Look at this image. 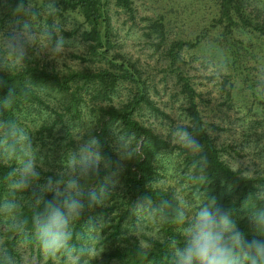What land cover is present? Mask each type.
<instances>
[{"label":"rangeland","instance_id":"1","mask_svg":"<svg viewBox=\"0 0 264 264\" xmlns=\"http://www.w3.org/2000/svg\"><path fill=\"white\" fill-rule=\"evenodd\" d=\"M246 1L264 13V0ZM102 2L112 26L110 53H124L136 63L148 95L158 108L153 110L143 104L134 116L167 143L153 160L148 182L154 187L180 192L188 199L198 190L188 179L194 172L185 162L186 149L172 146L167 141L177 124L190 122L186 112L187 96L181 91L185 80L196 90L203 126L221 148V157L242 174L264 175V35L244 27L236 14L233 15L234 21L229 22L221 15L219 0H132L131 9L118 5L115 0ZM43 3L45 0H36L37 7ZM61 11L57 22L64 28L66 48L71 50L65 56L53 59L48 54L46 41L41 39L35 48L29 50L26 64L37 61L47 70L57 72L86 65L91 68L108 66L101 54L90 53L86 40L81 37L87 27L83 16L76 10ZM23 19L0 0V28ZM51 22L49 16L40 17L41 24ZM156 22L164 23V31L154 26ZM34 30L40 31L39 24ZM178 39L189 44L176 49L177 56L168 52V48ZM134 86V83L119 81L107 97L99 92V85L81 79L71 82L69 90L59 89L51 83L34 86L39 99L24 103L13 119L33 136V143L40 146L39 155L44 157L46 166L42 175H52L55 170L62 169L69 150L76 147V138L89 128H95L94 134H100V106L108 102L121 105L133 94ZM105 122L107 126L102 135L108 149L115 154L113 130L119 128L122 132L134 133L119 121ZM141 141V137L134 134L133 144H141ZM133 160L124 162V171L112 178L118 181V186L108 208H95L85 214V220L89 215L98 217L102 214L111 219L97 245L98 255L90 264H120L114 254L116 247L135 238L145 247L151 239L161 236L158 213L155 220H145L138 227L140 222L132 209L137 198L132 196L123 181ZM115 161H118L117 156ZM1 165L17 166L16 161ZM0 171L2 200L7 185L5 168L0 167ZM24 195L23 211L28 219L32 204L27 194ZM154 206L146 204L141 214L151 217ZM76 227L85 239L91 237L92 233L81 229L79 222ZM0 240L19 264H62V255L53 262L45 256L34 236H18L7 230L2 216Z\"/></svg>","mask_w":264,"mask_h":264},{"label":"clouds","instance_id":"2","mask_svg":"<svg viewBox=\"0 0 264 264\" xmlns=\"http://www.w3.org/2000/svg\"><path fill=\"white\" fill-rule=\"evenodd\" d=\"M6 2L17 17L24 19L0 28V73L10 76L14 70H24L29 50L35 48L41 39L46 41L48 54L53 59L65 56L71 50L66 48L64 28L57 22L62 13L60 0H45L39 7L36 0ZM42 15L51 17L52 22L39 23ZM38 24L39 32L34 30ZM15 95V88H9L7 94L0 98V111L14 102ZM94 130L89 128L78 136L76 147L69 150L63 168L45 176L42 175V169H46L44 157L39 155L40 146L33 143V136L17 120L0 119V163L16 161L17 165L4 176L7 192L0 200V216L4 217L7 230L18 236L34 235L45 256L53 262L62 255V264H90L97 257V245L111 219L102 214L98 217L89 215L85 220V214L95 208H108L118 186V181L112 178L124 171V162L142 155L141 144H133L134 134L116 128L113 130L112 148L118 161H113L105 153L103 141L94 134ZM194 131L193 125L179 123L171 130L167 141L198 157L191 170L198 168L199 174L188 177L192 184H198L205 183L203 172L208 165V157ZM24 194L32 204L31 229L24 216ZM253 198L261 206L254 207L247 214V221L255 233L252 238L241 230L233 210L228 205H218L210 192L194 191L191 199L180 192L162 196L149 217L141 214L145 205L152 204L154 200L149 187L137 197L132 209L140 222L138 227L145 220H155L157 213L162 220L184 225L182 246L176 240L171 241L174 250L170 264H264V238H255L264 237V189L257 190L254 196L251 193L250 200ZM78 222L81 229L92 233L89 239L77 231ZM0 264H19L9 255L3 240H0Z\"/></svg>","mask_w":264,"mask_h":264},{"label":"trees","instance_id":"3","mask_svg":"<svg viewBox=\"0 0 264 264\" xmlns=\"http://www.w3.org/2000/svg\"><path fill=\"white\" fill-rule=\"evenodd\" d=\"M4 1L7 6L11 7L6 0ZM115 1L118 5L131 9L132 0ZM60 3L62 10H76L83 16L87 27L82 32L81 37L86 40L90 53L101 54L100 57L107 60L108 66L99 65L96 68H91L86 65L57 72L47 70L37 61H30L24 70L13 71L10 76L6 73H0V79L3 81V86L0 87V98L7 94L9 88H15L16 92L14 102L3 111H0V119H13L15 113L20 110L24 103L39 99L34 86L51 83L59 89L69 90L71 82L81 79L84 82L89 81L99 85V92L107 97L110 96V92L115 89L119 81L134 83L133 94L124 103L118 106L108 102L100 106L102 119H100L99 124H101L103 132L105 126H107L105 124L106 120L119 121L127 130L132 131L137 137H141L142 155H137L133 162L128 165L123 181L135 198L145 193L150 187V191L154 196L152 204L157 205L160 202L158 198L168 197L172 193L167 189L154 187L148 182L153 171V160L160 150L165 148L167 143L151 127L144 125L134 116V112L141 108L143 104L153 110H158L148 95V88L139 75V68L124 53H110L109 35L112 33V26L102 0H60ZM219 3L221 15L229 22L234 21L233 15L236 14L244 27H249L264 35V13L262 10L252 6L246 0H219ZM154 26L158 27L161 32L164 31L163 22H156ZM185 43L189 44V42L182 39L173 41L168 48V52L178 56L176 49L182 47ZM181 91L187 96L188 100L186 105V112L190 118L188 124L194 126L195 131L193 134L204 145V153L208 157V165L203 172L205 183H198L196 186L198 190L205 194L210 192V195L216 198L218 205H228L233 210V216L241 230L249 238H252L255 233L252 232L247 221V214L254 207L261 206V204L255 201L254 198L250 200V194L252 193L254 196L257 190L264 189V175L250 176L242 174L221 157V148L217 146L214 138L203 126L202 116L196 102L197 93L195 88L185 80L182 81ZM72 94L74 95V92ZM102 132L98 136L103 141L105 153L115 161L116 156L108 149ZM184 159L191 168L194 160H198V157L191 156L186 150L184 151ZM0 167L5 168L6 173L11 169L6 165ZM192 171L194 174H199L198 168ZM31 216L32 210L30 211V217H28L30 225ZM183 227L184 225L172 220L161 219L160 238L151 239L145 247L135 238L124 246L116 247L114 254L120 260V264H170V257L174 250L171 241L176 240L182 246ZM34 238L36 239L35 236ZM255 238L261 239L264 237L256 236Z\"/></svg>","mask_w":264,"mask_h":264}]
</instances>
